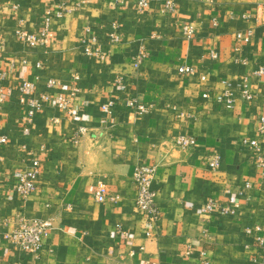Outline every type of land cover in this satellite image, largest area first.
<instances>
[{
	"label": "crops",
	"instance_id": "1",
	"mask_svg": "<svg viewBox=\"0 0 264 264\" xmlns=\"http://www.w3.org/2000/svg\"><path fill=\"white\" fill-rule=\"evenodd\" d=\"M164 1L0 0V264H253L261 256L243 228L262 216L264 168L244 139L264 153V0H174L172 10ZM60 2L46 44L15 36L19 25L36 30ZM246 30L249 40L237 39ZM92 37L103 59L84 53ZM183 64L194 72L179 73ZM222 81H246L252 99L225 108L201 96ZM32 100L40 105L28 118ZM108 100L111 115L101 109ZM178 134L194 145L176 146ZM34 160V189L22 198L13 183ZM142 162L154 166L156 218L134 207L132 175ZM98 183L115 198L96 201ZM19 218L52 219L35 258L8 240Z\"/></svg>",
	"mask_w": 264,
	"mask_h": 264
},
{
	"label": "built area",
	"instance_id": "2",
	"mask_svg": "<svg viewBox=\"0 0 264 264\" xmlns=\"http://www.w3.org/2000/svg\"><path fill=\"white\" fill-rule=\"evenodd\" d=\"M138 4L140 6H146L147 0H138ZM65 3L60 2L58 4L57 9L50 13L47 11L44 13L42 20L39 23V26L36 30L27 29L23 26H18L14 34L17 38L24 41L28 46L34 47L38 45H44L47 43L48 38L51 36V30L49 28L50 20L52 18H59L65 8ZM164 8L167 10H172L175 6L174 0H165ZM181 32L185 38H191L194 34V27L191 23H183L181 25ZM109 41L113 42L117 39L116 28L115 26L111 27V31L108 33ZM251 36V31L246 30L244 33L237 32L236 37L242 41H248ZM84 43V53L86 55H90L96 57L98 59H103L105 57L104 52L100 50L97 45L96 37H92L89 41L83 40ZM210 55L215 57L216 54L211 52ZM144 53L141 51L138 53L136 61L134 65L137 64L144 57ZM177 71L182 74H191L194 72V67L191 65H179L177 67ZM263 71V67H260L257 71L261 73ZM200 80H205V75L200 76ZM54 84L53 79H48L46 85L50 86ZM29 87L28 83L23 82L21 89H27ZM201 96L204 99H212L213 102L217 104H221L225 108H232L236 99L240 98L243 101H250L253 97V93L251 89L246 84V81L239 82L235 85L228 81H222V88L216 94H212L209 90H203L201 92ZM47 93L43 92L40 95V100L47 101L48 100ZM130 104L134 105L135 100H130ZM40 105V102L37 100H32L28 103L26 113L28 118H30L36 107ZM57 105L64 106L65 100L59 95L57 97ZM112 101L108 100L101 104V109L105 113V115H111L113 112ZM137 108L139 111L145 110V107L142 104H138ZM259 131H264V115L259 117ZM79 131H82L80 128ZM4 141V138L0 139ZM244 142L254 149L256 154V163L258 166L264 168V153L260 151V146L258 144L257 139L250 138L244 139ZM173 143L181 148H189L194 145L195 137L191 135L178 134L173 138ZM219 157L217 154L213 155L208 164L211 169H216L218 165ZM37 164L36 160L33 161V167L30 169H24L17 173L15 177V181L13 183V189L17 192V194L24 198L34 189V180L37 175ZM154 174V166L145 162L137 164L133 175L132 180L135 183V198H134V207L146 213L151 218H156L159 215V209L153 202L154 191L150 187L151 178ZM261 174L264 175V170L261 171ZM245 186H248V183H245ZM94 197L96 201H104L106 199H114L113 196H107L104 191L101 183H98L94 190ZM215 204L208 200L204 209L206 212H210L214 208ZM223 212L230 211L229 208L225 207L221 209ZM52 228V219H23L19 218L16 220L13 228L8 232V240L19 248L23 253L29 255L33 258L37 257L39 252L42 250L44 240L46 236L50 233ZM244 234L247 237H250L253 242V246L258 247L261 251V256L252 258L253 264H264V207L262 208V216L259 220L253 221L250 224L246 225L243 228ZM118 232L120 234H124V231L121 228H118ZM33 264V263H30Z\"/></svg>",
	"mask_w": 264,
	"mask_h": 264
}]
</instances>
